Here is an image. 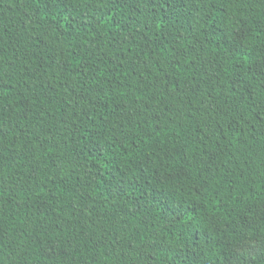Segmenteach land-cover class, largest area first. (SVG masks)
<instances>
[{
	"label": "trees",
	"instance_id": "obj_1",
	"mask_svg": "<svg viewBox=\"0 0 264 264\" xmlns=\"http://www.w3.org/2000/svg\"><path fill=\"white\" fill-rule=\"evenodd\" d=\"M247 240L264 0H0V264H230Z\"/></svg>",
	"mask_w": 264,
	"mask_h": 264
},
{
	"label": "rangeland",
	"instance_id": "obj_2",
	"mask_svg": "<svg viewBox=\"0 0 264 264\" xmlns=\"http://www.w3.org/2000/svg\"><path fill=\"white\" fill-rule=\"evenodd\" d=\"M264 249L263 240L243 241L233 247L234 257L230 264H243L245 258L254 257Z\"/></svg>",
	"mask_w": 264,
	"mask_h": 264
}]
</instances>
